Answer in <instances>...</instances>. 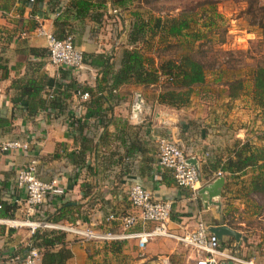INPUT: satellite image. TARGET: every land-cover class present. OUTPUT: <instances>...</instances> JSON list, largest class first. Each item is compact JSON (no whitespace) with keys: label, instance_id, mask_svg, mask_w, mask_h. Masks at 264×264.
<instances>
[{"label":"crops","instance_id":"obj_1","mask_svg":"<svg viewBox=\"0 0 264 264\" xmlns=\"http://www.w3.org/2000/svg\"><path fill=\"white\" fill-rule=\"evenodd\" d=\"M69 1L0 0V113L10 120V129L1 132L0 138L28 143L26 151L0 153V196L11 202L17 199L14 216L0 218L16 223L0 221V253H22L29 243L31 233L22 224L26 217L24 193L16 189L14 178L16 170L33 159L37 177L53 181L62 192L50 198L42 214L45 220L48 214L59 213L57 209L64 204V215L55 222L76 221L97 229L117 230L118 221H106L105 217L109 213L123 216L136 212L125 192L137 182L153 200L171 201L169 232L181 235L192 230L199 220L207 229L225 224L240 238L223 235L218 239L219 248L238 259L264 264V193L247 192L249 169L236 178H224L215 199L218 205L204 207L198 188L192 195L189 188L175 185L168 169L156 164V138L176 142L186 157L196 160L199 187L211 182L208 179L217 171L206 169L205 161L213 156L223 160L233 142L247 140L264 145V138L256 136L264 129V119L251 100L250 69L245 73L242 92L234 100L211 96L201 101L193 94L196 98H190L189 104L173 108L158 101L156 84H124L102 90L101 115L89 116L74 88L95 86L97 67L86 62L79 69L50 65L44 39L36 36L33 29L42 25L52 35L68 33L82 53L107 56L116 69L123 51L131 47L126 33L135 7L101 0L102 6L93 10L100 13L95 22L88 14L75 19ZM22 30L24 36L20 35ZM29 47L43 51L30 54ZM214 76L218 77L217 71ZM15 79L41 85L39 98H46L56 84L60 90L66 85V95L59 94L61 107L44 108L27 116L20 102H12L17 92L11 86ZM28 218L38 220L41 216ZM151 226V222L137 221L130 230L143 231ZM65 243L71 253L66 264H191L195 257L189 247L165 237L148 241L142 249L133 239L103 246L80 243L65 234Z\"/></svg>","mask_w":264,"mask_h":264},{"label":"trees","instance_id":"obj_2","mask_svg":"<svg viewBox=\"0 0 264 264\" xmlns=\"http://www.w3.org/2000/svg\"><path fill=\"white\" fill-rule=\"evenodd\" d=\"M154 1L156 0H109L110 4L120 7L134 3L135 9L131 12L132 17L126 33L131 47L123 51L116 69L112 68V62L107 56L82 53L83 63L97 67L98 74L95 86L80 89L88 93V98L82 104L85 113L89 116L100 117V106L104 99L101 92L105 88L110 90L124 84L141 87L156 84L159 86L158 101L173 108H179L189 104L191 96L202 88L200 86H205L206 73L211 69L207 67L209 65L205 61L195 57L188 50L178 56L153 57L149 54L148 50L151 46L169 44V39L188 40L190 38L194 41L204 37V34L191 30V12L180 9L176 15H159L158 7L152 3ZM245 1L247 2L246 13L249 14L248 24L255 26L264 40V5H254L255 0ZM102 2L104 1L70 0L69 4L73 7L75 19H83L88 14V18L96 22L100 13L93 10L101 7ZM213 2L214 0H201L197 2V6L211 5ZM139 9L142 11H138ZM153 11L157 15H152ZM66 35L68 33L54 34L57 38H63ZM41 50L43 51V49L28 48L30 54L41 53ZM0 72H3L1 66ZM249 73L251 100L260 108L264 119V63L254 65ZM242 79V77H233L221 84L224 98L227 100L238 98L243 89ZM11 86L17 90L12 102H20L29 117L44 108L54 110L56 107H61L62 98L59 94L63 97L67 90L66 85L60 90L59 85L56 84L53 86V91L47 93L46 98H39L38 94L43 89L41 85H35L31 80L15 79L11 82ZM76 89L79 88L75 87L74 92ZM8 129H10V120L0 113V133ZM256 136L263 140L264 129ZM204 166L208 170L220 171L223 178L227 176L236 178L244 175L249 169L251 173L247 192L264 193V145L262 144L254 145L247 140L233 142L229 155L223 160L213 156L205 161ZM64 207L67 205L63 204L57 209L59 213L48 214L46 219L58 221L64 215L62 214ZM16 209L17 204L14 201H6L0 196V218H12ZM116 242L118 241L98 244L105 246ZM29 243L40 252L39 264H66L71 256L69 249L65 246V233L60 231L36 228L30 235Z\"/></svg>","mask_w":264,"mask_h":264},{"label":"built area","instance_id":"obj_3","mask_svg":"<svg viewBox=\"0 0 264 264\" xmlns=\"http://www.w3.org/2000/svg\"><path fill=\"white\" fill-rule=\"evenodd\" d=\"M32 1V0H29ZM36 36L44 39L47 61L54 67H66L72 69L82 68V52L72 43L70 35L57 38L47 31L42 25H37L34 29ZM21 36L25 31L20 32ZM75 94L82 101L88 98L86 91L75 90ZM28 143L25 140L10 138H0V153L9 151H26ZM183 149L165 137L156 138V164L160 168L168 169L171 172L175 185L190 189L192 195L198 187V167L187 162ZM196 161V160H195ZM197 164V163H196ZM218 176H222L220 171H215L211 177L212 181ZM14 184L16 189L24 193L25 220L22 224L29 228L32 234L36 228L51 229L71 235L77 242H94L96 244L111 241L133 239L138 249L155 238H171L182 245L189 247L195 253L191 264H221V260H230L239 264H254L251 261L238 259L218 246V239L208 231L207 225L199 220L195 227L181 235L169 232L167 223L169 220L171 201H156L151 198L149 191L141 184L134 182L130 184L125 192L129 204L136 209L135 213L123 216H115L109 213L106 221L117 220L118 229H97L89 225L78 222H52L44 219L43 212L48 208V203L53 195H61V190L54 185L53 181L40 180L36 175V162L29 159L16 170ZM17 202V199H14ZM38 214V220H32L30 215ZM1 222L15 225L12 220L0 219ZM137 221L151 222L152 226L148 230L131 231L130 227ZM40 259L39 250L26 245V250L22 253L10 252L0 253V264H38Z\"/></svg>","mask_w":264,"mask_h":264},{"label":"rangeland","instance_id":"obj_4","mask_svg":"<svg viewBox=\"0 0 264 264\" xmlns=\"http://www.w3.org/2000/svg\"><path fill=\"white\" fill-rule=\"evenodd\" d=\"M199 1L201 0L152 2L158 7L159 15H176L180 9L191 12V30L204 34V37L194 41L190 38L169 39V44H154L148 52L153 57H163L178 56L188 50L195 57L205 61L211 69L206 73L205 88H199L201 91L195 93L196 97H201V101H207L211 96L223 99L221 84L224 81L241 75L245 85L247 70L258 63H264V40L260 37L258 29L248 24L249 14L246 13L245 0H214L211 5L197 6ZM255 1L254 5H264V0ZM152 15L157 14L153 11ZM216 71L217 78L213 77ZM194 98L191 96V99Z\"/></svg>","mask_w":264,"mask_h":264},{"label":"water","instance_id":"obj_5","mask_svg":"<svg viewBox=\"0 0 264 264\" xmlns=\"http://www.w3.org/2000/svg\"><path fill=\"white\" fill-rule=\"evenodd\" d=\"M187 162L196 166L197 168V164L194 158H188ZM223 182H224L223 176H218L215 179H213L211 182L199 186L197 193L200 196L204 207H207L208 205H212V204L218 205V202L215 199L220 194V190L223 185ZM208 231L211 232L213 235H215L217 239H219L223 235L232 236L235 240H239L240 238V235L237 231L233 230L232 228L228 227L225 224L211 225L208 227ZM221 264H238V263L227 260L225 263L221 262Z\"/></svg>","mask_w":264,"mask_h":264}]
</instances>
